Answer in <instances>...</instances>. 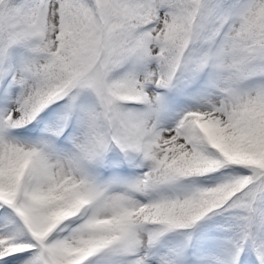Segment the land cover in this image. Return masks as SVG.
<instances>
[{"label":"snow or ice","instance_id":"obj_1","mask_svg":"<svg viewBox=\"0 0 264 264\" xmlns=\"http://www.w3.org/2000/svg\"><path fill=\"white\" fill-rule=\"evenodd\" d=\"M0 264H264V0H0Z\"/></svg>","mask_w":264,"mask_h":264}]
</instances>
